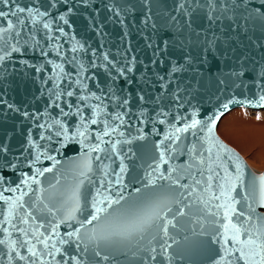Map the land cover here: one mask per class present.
I'll list each match as a JSON object with an SVG mask.
<instances>
[{"label":"snow or ice","instance_id":"1","mask_svg":"<svg viewBox=\"0 0 264 264\" xmlns=\"http://www.w3.org/2000/svg\"><path fill=\"white\" fill-rule=\"evenodd\" d=\"M234 106L264 109V0H0V264H264V174L215 132ZM148 124L129 190L109 162Z\"/></svg>","mask_w":264,"mask_h":264},{"label":"water","instance_id":"2","mask_svg":"<svg viewBox=\"0 0 264 264\" xmlns=\"http://www.w3.org/2000/svg\"><path fill=\"white\" fill-rule=\"evenodd\" d=\"M23 2L27 3V0H23ZM30 94H31V92H30L29 87L27 85H25L23 92L19 89V87H17V89L14 93L15 102L18 104L25 102L26 97ZM12 98H13V95H10L9 99H12ZM42 103L43 102H38L36 104V108H41ZM235 108H240V107L234 106L231 110H233ZM249 109L250 110H264L262 108H249ZM208 111H209V109L207 107H205L202 115L206 114ZM226 113H228V112H226ZM8 127H12L11 122L9 123ZM167 130H168L167 124H164V125L157 124L156 125V131H154L153 126L151 124L140 125L139 129H137L136 127L125 129L126 133L131 134L129 137L130 139L132 137H136V136H143V139H133L131 143L123 144V145H117L118 148H122L124 155L116 158L114 163H112V162H109V163L111 164V167L116 168L117 170H118V166L121 163V161L126 165L128 171H127V174L125 176V182L129 184V190H131V188H134V187H141L142 186L141 180L144 178L145 172L150 170V169H148V164L152 162L150 157L152 155H154L156 152L155 144L157 141L162 139L163 134H165L167 132ZM215 132H216V129H215ZM220 141H221V143L225 144L221 139H220ZM225 146L230 148L243 162V164L245 165V168H246V177H247V174H249V173L252 175H255V176L264 174V172H255L254 170L250 169L247 166V164L245 163V161L241 158V156L234 149L229 147L227 144H225ZM79 154H80L79 145L73 144V145H70L67 148H65L63 150V152L60 155H58V157H57V159H59L61 161V163L56 165V167L54 168V173L57 170L61 169L64 165H66L68 163V161L76 158L77 155H79ZM43 166H45V167L51 166V162L45 161ZM54 173L46 174L49 180H52ZM45 186H46V182H45ZM197 208H198L197 205H192L190 208L185 209V211H186V213L190 212V213H193L195 215V214H198ZM186 218L187 217H178V219L181 221L185 220ZM62 230H66V229H62ZM170 232H172L175 235V238L178 241V243L176 245H173V249H178V248L182 247L186 243L185 237L186 236L191 237V235H192L191 229H189L188 231H185V232H179V231H176L174 229H170ZM200 239H209L210 240V237H200ZM210 247L213 249H216L218 246L210 244ZM79 255L81 256L82 264H89L90 257L86 252L80 253ZM102 264H107V262H102ZM120 264H123L122 260L120 261ZM173 264H210V262L207 260H205L203 262L198 261V260H194L192 262H189L188 260L181 259L179 256H177L175 258Z\"/></svg>","mask_w":264,"mask_h":264},{"label":"rangeland","instance_id":"3","mask_svg":"<svg viewBox=\"0 0 264 264\" xmlns=\"http://www.w3.org/2000/svg\"><path fill=\"white\" fill-rule=\"evenodd\" d=\"M237 111H242V115L240 117H237V118H234L235 115V112ZM257 115H260L261 116V119L260 120H256V116ZM243 118H246L248 120H255L257 123L259 122H263L264 123V110H250L248 109L247 112L243 111L241 108H235L233 110H231L230 112L226 113L219 121L218 125H217V128H216V134L218 135V137L225 143L227 144L229 147H231L232 149H234L240 156L241 158L245 161V163L247 164V166L254 170L255 172H264V167L259 163L255 162V160L253 159V153L254 151L257 149H253L252 151L249 150V148H246V143H244L245 145H241V143H234L235 141L231 139V135H230V132H229V126L230 125H233L235 126V128L240 131V132H245L244 134L247 136L248 138V141L247 142H251L252 139H253V142L254 143H260L262 144L263 142L259 139V138H256L253 136V132H257V133H264V126L261 128H258L257 130L252 127V125L247 122L245 119ZM232 122V123H230ZM230 123V124H228ZM228 126H227V125ZM227 126V127H226ZM248 131V132H246ZM254 137V138H253ZM251 138V139H250ZM256 141H255V140ZM239 144V145H238ZM249 144V143H248ZM254 144V146H257V147H260L258 146V144L256 145ZM242 146V148H241ZM245 146V147H244ZM262 150V149H259V151ZM253 160V162H252ZM264 160V158H263ZM249 161V162H248ZM261 165H259V164Z\"/></svg>","mask_w":264,"mask_h":264},{"label":"bare ground","instance_id":"4","mask_svg":"<svg viewBox=\"0 0 264 264\" xmlns=\"http://www.w3.org/2000/svg\"><path fill=\"white\" fill-rule=\"evenodd\" d=\"M240 109V108H239ZM256 111V110H255ZM230 112V111H229ZM242 111H237V112H235V114H233V115H235L234 116V118H237V117H240L241 115H242ZM223 117V116H222ZM221 117V118H222ZM243 119H245L247 122H249L251 125H252V127H254L256 130L258 129V128H261L262 129V127L264 126V123L263 122H259V123H257L255 120H248V119H246V118H243ZM220 121V120H219ZM219 123V122H218ZM230 123H232V122H230ZM230 123H228V124H230ZM227 125V124H226ZM228 126V125H227ZM226 126V127H227ZM230 128L228 129L229 130V132H230V135H231V139L232 140H234L235 142L234 143H241V145L243 144V145H245L244 143H246V148H249L250 147V149L249 150H253V149H255V148H257L255 151H254V153H253V159L255 160V162L257 161V162H259L263 167H264V160H263V158H264V133H257V132H253L252 134H253V136L254 137H256V138H259L263 143L262 144H258V146H260V147H257V146H254V144H256V143H254L253 142V139H252V141L250 142H247L248 141V138H247V136L244 134L245 132H240V131H238L236 128H235V126H233V125H230L229 126ZM246 132H248V131H246ZM253 137V138H254ZM251 139V138H250ZM255 140V139H254ZM256 141V140H255ZM249 143V144H248ZM256 144V145H257ZM239 145V144H238ZM244 146V147H245ZM241 148H242V146H241ZM259 149H262V150H260L259 151ZM249 162V161H248ZM252 162H253V160H252ZM257 162H256V164H257ZM258 163V164H259ZM259 164V165H260ZM260 165V166H261Z\"/></svg>","mask_w":264,"mask_h":264}]
</instances>
